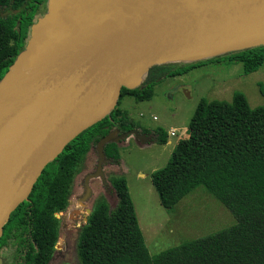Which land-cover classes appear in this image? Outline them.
<instances>
[{
  "label": "trees",
  "instance_id": "obj_1",
  "mask_svg": "<svg viewBox=\"0 0 264 264\" xmlns=\"http://www.w3.org/2000/svg\"><path fill=\"white\" fill-rule=\"evenodd\" d=\"M48 0H0V81L25 50L32 26L47 11ZM44 11L43 15L41 13ZM41 15L38 17V15ZM243 65L244 74L264 65V45L222 54ZM206 60L170 62L152 67L134 89L123 87L110 114L73 139L43 170L29 198L12 213L0 237L9 256L20 264H49L59 240V218L70 205L76 176L98 143L114 131L138 127L121 106L129 95L149 101L165 76L179 75ZM264 96V89H260ZM188 137L176 144L165 167L152 173L161 205L172 211L196 188L203 186L233 214L236 223L215 234L184 242L151 256L124 176L111 178L117 202L100 197L77 242L80 264H264V104L251 107L243 92L232 101L202 99L191 119ZM142 144L168 143V133L142 130ZM125 140V139H124ZM110 163L121 164L119 142H109Z\"/></svg>",
  "mask_w": 264,
  "mask_h": 264
},
{
  "label": "water",
  "instance_id": "obj_2",
  "mask_svg": "<svg viewBox=\"0 0 264 264\" xmlns=\"http://www.w3.org/2000/svg\"><path fill=\"white\" fill-rule=\"evenodd\" d=\"M259 45L264 0H48L0 81V237L44 168L110 114L123 87H138L156 65ZM117 132L98 143L83 199L91 179L107 182L105 146L135 134Z\"/></svg>",
  "mask_w": 264,
  "mask_h": 264
},
{
  "label": "rangeland",
  "instance_id": "obj_3",
  "mask_svg": "<svg viewBox=\"0 0 264 264\" xmlns=\"http://www.w3.org/2000/svg\"><path fill=\"white\" fill-rule=\"evenodd\" d=\"M11 12L10 8L0 9L1 16ZM208 55L203 56L202 60L208 59ZM217 57L218 60L205 61L196 68L183 70L179 75L165 76L155 85L154 95L149 101L138 102L129 95L125 96L120 107L128 111L138 129L135 134L119 142L121 164L109 162L103 165L107 186H104L100 177L91 179L89 183L93 196L87 203L88 208H93L100 197H105L114 207L117 198L112 193L111 178L124 176L127 179L151 256L184 242L215 234L236 223L232 212L203 186L182 199L174 210L168 211L161 205L151 178L154 171L166 166L178 141L188 137L189 124L202 99L230 102L234 93L240 91L247 96L251 107L264 104V96L260 91L264 89V65L258 71L246 75L241 63L222 55ZM159 128L168 133L167 144L141 143L146 137L150 138L141 136L143 129L156 131ZM173 130L176 136L170 135ZM97 163L98 152L94 149L75 178L71 198L74 202L82 192L86 175L95 171ZM57 218L60 227L59 247L49 264H80L77 242L85 220H67L62 226L61 214ZM8 253H4L7 259Z\"/></svg>",
  "mask_w": 264,
  "mask_h": 264
},
{
  "label": "flooded vegetation",
  "instance_id": "obj_4",
  "mask_svg": "<svg viewBox=\"0 0 264 264\" xmlns=\"http://www.w3.org/2000/svg\"><path fill=\"white\" fill-rule=\"evenodd\" d=\"M107 163H109V162H107ZM97 166H98V163H97ZM96 169H97V167H96ZM102 181H103V179H102ZM103 184H104L105 187L107 186L106 185L107 182H104L103 181ZM82 188H83L82 189V192L76 198V202H74L73 199H71L70 200V205H69L68 209L66 211H64V212L58 213V214H61V219H62V222H63V225L62 226H65V224H66L65 221H67V220H69V221H77L80 218L83 219V220H86V218L89 217L90 214L88 213L87 210L88 209H91L92 210V208H88L87 207V203L89 202V199L93 195L90 198H88V199H83V196L85 195V181L83 182ZM91 213H92V211H91ZM71 215L74 216L73 219H70ZM85 223H87V222L85 221ZM83 226L81 225V228ZM59 232H60V230H59ZM57 246H58V243H57ZM57 246H56V248H58ZM8 252H9L8 246L0 245V259H1V263L2 264H20L19 262H17L14 259H12V257L9 256V254H8V257L9 258L7 259V257L4 256V253H8Z\"/></svg>",
  "mask_w": 264,
  "mask_h": 264
},
{
  "label": "bare ground",
  "instance_id": "obj_5",
  "mask_svg": "<svg viewBox=\"0 0 264 264\" xmlns=\"http://www.w3.org/2000/svg\"><path fill=\"white\" fill-rule=\"evenodd\" d=\"M208 53V52H207ZM206 54V53H205ZM204 54H198V55H192V56H188L186 59H196L198 57H201Z\"/></svg>",
  "mask_w": 264,
  "mask_h": 264
},
{
  "label": "built area",
  "instance_id": "obj_6",
  "mask_svg": "<svg viewBox=\"0 0 264 264\" xmlns=\"http://www.w3.org/2000/svg\"><path fill=\"white\" fill-rule=\"evenodd\" d=\"M170 135H171V136H176V131H175V130L171 131V132H170Z\"/></svg>",
  "mask_w": 264,
  "mask_h": 264
}]
</instances>
